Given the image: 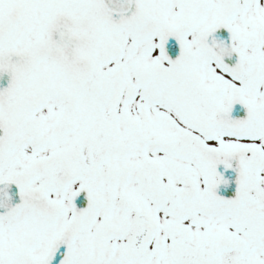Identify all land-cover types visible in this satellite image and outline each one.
I'll return each mask as SVG.
<instances>
[{
    "label": "snow or ice",
    "instance_id": "snow-or-ice-1",
    "mask_svg": "<svg viewBox=\"0 0 264 264\" xmlns=\"http://www.w3.org/2000/svg\"><path fill=\"white\" fill-rule=\"evenodd\" d=\"M0 264H264V0H0Z\"/></svg>",
    "mask_w": 264,
    "mask_h": 264
}]
</instances>
